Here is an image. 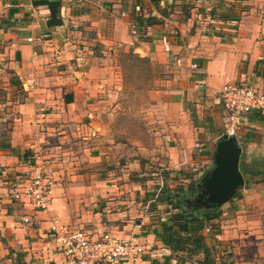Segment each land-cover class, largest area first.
Listing matches in <instances>:
<instances>
[{
  "label": "crops",
  "instance_id": "crops-1",
  "mask_svg": "<svg viewBox=\"0 0 264 264\" xmlns=\"http://www.w3.org/2000/svg\"><path fill=\"white\" fill-rule=\"evenodd\" d=\"M130 69L163 129L119 151L110 85ZM241 81L264 90V0H0V264L60 260L52 218L146 248L121 264H178L161 233L179 190L188 214L217 210L200 232L216 264H264V113L234 130L244 185L220 207L192 205L227 135L219 92ZM38 169L56 180L43 212L11 197Z\"/></svg>",
  "mask_w": 264,
  "mask_h": 264
},
{
  "label": "built area",
  "instance_id": "built-area-1",
  "mask_svg": "<svg viewBox=\"0 0 264 264\" xmlns=\"http://www.w3.org/2000/svg\"><path fill=\"white\" fill-rule=\"evenodd\" d=\"M190 68L196 66L193 64ZM219 94L228 120L227 135L233 136L234 130L249 113H264V90H255L246 82L224 85ZM194 146L201 147L198 143ZM55 185L53 176L36 170L12 190L11 197L26 207L43 212L49 208ZM21 222L23 225L30 224L29 216H23ZM49 224L48 232L61 255L55 264H121L139 258L146 249L132 239L118 238L110 233L90 236L79 228L63 225L56 218L50 219ZM205 232L208 233L209 229Z\"/></svg>",
  "mask_w": 264,
  "mask_h": 264
},
{
  "label": "rangeland",
  "instance_id": "rangeland-1",
  "mask_svg": "<svg viewBox=\"0 0 264 264\" xmlns=\"http://www.w3.org/2000/svg\"><path fill=\"white\" fill-rule=\"evenodd\" d=\"M124 73V77H126L127 75L125 82L124 80L120 81L118 77L113 78V81L110 85L112 95L110 98V102L113 103L114 108L112 111L111 129L112 134L113 136H115V138L127 139V143H122L117 146L119 151H134L136 150L137 146L151 145L149 142L143 141L141 142V144H136L135 139L137 135L141 133L140 131H142L145 136H149L152 129L158 130V132L161 133V130L163 128L159 123V117L163 115L161 114L162 111H159V108L154 107V110L150 111L152 100L147 94V91L150 88V82L147 80V78H144L145 80L143 81V86H141V82L134 78V71L132 69H130L128 72L127 70H124ZM146 74H148V72ZM160 75L163 77L165 74L161 73ZM139 86L144 88L145 90L137 92L138 90L136 91L135 88ZM1 132L6 137L7 130L5 127L1 129ZM2 140L4 142L6 141V139ZM51 155L53 157V160L59 159V154L55 149H53ZM258 258L260 259L261 256H258L257 259Z\"/></svg>",
  "mask_w": 264,
  "mask_h": 264
},
{
  "label": "trees",
  "instance_id": "trees-1",
  "mask_svg": "<svg viewBox=\"0 0 264 264\" xmlns=\"http://www.w3.org/2000/svg\"><path fill=\"white\" fill-rule=\"evenodd\" d=\"M147 22V25H152L158 21L155 18L139 20V23ZM42 171V169H38ZM44 172V171H43ZM187 192L194 194L195 189L191 185ZM179 190L175 195L174 200H169L171 209L177 212L171 215L170 224L166 226L162 233V241L169 247L171 253L175 255L178 264H216L213 250L207 246L204 237L200 232L210 226V222L218 215L217 210H209L201 215L188 214L183 209V202L179 200ZM169 197H164L168 201Z\"/></svg>",
  "mask_w": 264,
  "mask_h": 264
},
{
  "label": "water",
  "instance_id": "water-1",
  "mask_svg": "<svg viewBox=\"0 0 264 264\" xmlns=\"http://www.w3.org/2000/svg\"><path fill=\"white\" fill-rule=\"evenodd\" d=\"M240 152L241 148L232 135H224L216 143L213 167L202 179V192L192 205H198V208L220 207L244 185L245 177L239 166Z\"/></svg>",
  "mask_w": 264,
  "mask_h": 264
}]
</instances>
